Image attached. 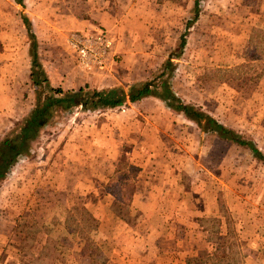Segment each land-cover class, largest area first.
Here are the masks:
<instances>
[{
    "label": "rangeland",
    "instance_id": "obj_1",
    "mask_svg": "<svg viewBox=\"0 0 264 264\" xmlns=\"http://www.w3.org/2000/svg\"><path fill=\"white\" fill-rule=\"evenodd\" d=\"M169 2L178 7L164 10L168 17L150 9L155 17L144 33L154 40L129 41L137 47L124 61L119 54L116 67L130 69L108 86L127 91L140 81H167L178 98L231 125L264 155V106L259 111L255 99L260 94L264 99V89L259 90L253 69L264 33L263 0H199L194 33L192 24L187 26L192 0ZM93 5L0 0V140L16 133L37 103L33 51L52 87L98 89L93 81L79 87L64 42ZM23 16L31 20L36 41ZM168 57L171 65L161 73ZM156 68L161 71L149 74ZM227 75L233 81L224 85ZM173 110L155 100L95 110L56 107L29 150L0 179V259L8 264H264V160L248 146L199 133ZM140 241L161 245L149 249L147 261L119 258L131 250L122 245Z\"/></svg>",
    "mask_w": 264,
    "mask_h": 264
},
{
    "label": "crops",
    "instance_id": "obj_2",
    "mask_svg": "<svg viewBox=\"0 0 264 264\" xmlns=\"http://www.w3.org/2000/svg\"><path fill=\"white\" fill-rule=\"evenodd\" d=\"M18 1V0H16ZM199 2V0H192V8L194 7L195 4H199L197 3ZM73 4H76V2H72ZM80 4H95L93 5V7L91 8V10L87 11V13L81 17L80 21L76 22L75 25V29L70 30L65 38H64V42H65V46L66 48H68V50L71 52L72 56H73V66L76 69V71L78 72V78L76 79V81L79 83V87L80 85H83L84 83H88L89 81H93L94 83H97L96 87H98V89L100 88H107V87H116L117 85L114 86H108L111 83H113L116 80V76L119 75V73H123L128 71L130 68L129 66L126 67V65H123L119 67L117 69V61L116 58H118L119 54L124 56V58L122 59V61H124L125 59H127V55L125 53L127 52H131L134 51V49L137 47L135 45V47H132L129 45V41L130 42H141L142 40H146V39H151L154 40L152 36H146L148 33H144V27L148 26L151 22V19L155 17V15L153 13H151L150 9L155 8V9H159L161 12L157 15L160 16V18H162V15L165 17H168V13L165 12L164 10H167L168 8H172L175 6V8L178 7V3L176 2L175 4L170 3L169 0H79ZM69 4H71V0H69ZM179 4H183L181 1ZM264 4V0L263 3ZM259 8L261 9V12L264 13V6L259 5ZM201 13V11H200ZM199 15V14H198ZM22 17V16H21ZM200 15L197 16V18L192 22L191 28L193 29L194 33V25L195 23H197L199 21ZM27 19L29 21L30 24H32L31 20L28 18ZM23 21V19H21ZM131 22H133V25H136V27L134 26L133 28H131ZM264 21L261 23V27H263ZM264 28V27H263ZM94 30H100L102 31L107 37H109L111 39V48L109 49V51L107 52V56H106V61H105V65L103 66V68H95L98 71L95 73H92L91 76L87 75V69L83 68L77 58V55L74 51V49L72 48L69 39L72 38V36H82L85 35L87 33L93 32ZM138 30V31H137ZM191 30V29H190ZM34 31V30H32ZM34 33V39L36 41V34ZM183 34V33H182ZM182 34L179 35V37L177 38V40H183L184 37L182 36ZM151 35V34H148ZM258 35V34H256ZM251 35L248 36V40H251ZM253 37V36H252ZM187 39V38H186ZM123 42H127V45H122L120 44L119 41ZM259 63L254 65L253 69L255 70V73H257L259 75V90H263L264 89V59L261 57V54H264V33L259 34ZM256 40V41H258ZM185 41V40H184ZM258 45V44H257ZM184 47V46H183ZM181 47V48H183ZM139 48V47H138ZM67 50V49H66ZM180 53H175V57L178 58ZM166 63L168 61L172 62V57L169 59L166 58L165 59ZM166 64H164L163 67H165ZM118 70V71H117ZM157 71H161V68H156L153 71H151L149 74L153 73V72H157ZM253 71V70H252ZM226 79L227 81L232 80V76L231 75H227L223 78V80L225 81L224 85L226 84ZM138 80V79H137ZM140 80V79H139ZM136 81V80H133ZM233 81V80H232ZM208 83H210L209 79L207 81ZM228 83V82H227ZM129 86V85H128ZM261 88V89H260ZM252 90V89H251ZM174 93V92H173ZM257 93V91H256ZM175 96L179 97L177 93H174ZM256 104H259V111L261 109L262 106H264V99L262 97V94H260V98L256 97ZM146 100H155L157 102H159L161 104V106L165 105L166 103L161 100L158 97L155 96H146L143 97L141 100L135 101V102H130L133 104H139L142 103V101H146ZM183 102H185L184 100H182ZM129 102V101H127ZM188 103V102H185ZM192 104L194 106H196L197 108H200L202 111H204L205 113H207L208 116L212 117L218 124H221L224 128L232 131L233 133H235L236 138H241V135L239 134V132L237 130H235L231 125L229 126L226 123L221 122L218 118H216L214 115H212L210 112L206 111L205 109H203L199 104L196 103H189ZM255 104V105H256ZM168 109L173 110L171 108L168 107ZM173 112L175 113H179L182 114V117H185L183 115V113L177 111V110H173ZM135 119V118H134ZM133 119V120H134ZM186 119V118H185ZM136 121H138V119H135ZM187 120V119H186ZM188 121V120H187ZM139 122V121H138ZM193 123V122H192ZM195 124V123H193ZM196 125V124H195ZM197 130L200 133V130L207 133L206 131L200 129L197 125ZM208 133H213L215 135H217L215 132L209 131ZM217 137L223 141H227L230 143H234L236 145H241L239 143H237L236 141H234L233 139H229V138H222L219 137L217 135ZM253 139V138H252ZM250 142L255 143V140H249ZM255 146V145H254ZM256 147V146H255ZM260 150V149H259ZM134 164H131L130 162V166H132ZM145 166V164H144ZM137 167V169L139 170V174L141 173V171L143 170L141 165H137L135 166ZM124 183V182H123ZM137 182L135 181V186H136ZM136 187L133 191V193L131 194V201L134 202L136 195L134 196ZM137 197L143 201H146L145 198H147V196H138ZM145 210V209H142ZM118 245H121L120 243ZM125 246L120 247L121 249H131L129 252H123V256L119 257V258H127V261H131L130 263H132V261H135V259H140V260H144L147 261L148 258V253H149V249H153L154 247H157L161 244H158L157 241L151 242V241H140V242H131V243H125ZM136 249H139L141 251L137 252L135 251ZM3 248H0V254L2 253ZM136 256V258H135ZM6 258V257H5ZM116 258V256H115ZM117 259V258H116ZM7 259H0V264H8Z\"/></svg>",
    "mask_w": 264,
    "mask_h": 264
},
{
    "label": "trees",
    "instance_id": "obj_3",
    "mask_svg": "<svg viewBox=\"0 0 264 264\" xmlns=\"http://www.w3.org/2000/svg\"><path fill=\"white\" fill-rule=\"evenodd\" d=\"M199 7L200 4L194 5L193 17L187 21V26H190L197 18ZM23 22L29 36L34 39V33L26 16H23ZM180 45H184V39L181 40ZM33 56L31 79H33V84L35 85L36 91H38L37 103L30 114L20 122L21 125L17 132L0 140V179L7 175V172H9V169L16 162L17 158L29 150L30 144L36 139L40 129L52 118L56 107H61L62 110L67 111H72L77 106H83L90 110L114 108L125 104L127 101L135 102L141 100L146 96L160 98L169 108L171 107L183 113L188 121L195 123L202 130L215 132L219 137L231 138L241 145L248 146L252 152L257 153L259 158L264 160V155L260 150L252 146L248 141L242 140L239 137L236 138L235 133L218 124L200 108L185 103L175 96L171 88L167 86V81L163 80L161 83H155L152 80L140 81L130 85L127 91L118 87L106 90H89L87 87H80L75 91H64L60 88H54L49 84L37 60V51H33ZM169 65H171L170 61L167 62L161 73ZM36 67L38 70H34ZM124 186L126 187V185ZM121 187L123 186H119V188Z\"/></svg>",
    "mask_w": 264,
    "mask_h": 264
},
{
    "label": "built area",
    "instance_id": "obj_4",
    "mask_svg": "<svg viewBox=\"0 0 264 264\" xmlns=\"http://www.w3.org/2000/svg\"><path fill=\"white\" fill-rule=\"evenodd\" d=\"M69 42L83 68H103L106 54L111 48V39L102 31L94 30L82 36H72Z\"/></svg>",
    "mask_w": 264,
    "mask_h": 264
}]
</instances>
